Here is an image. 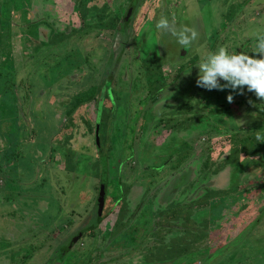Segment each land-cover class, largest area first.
<instances>
[{
    "label": "rangeland",
    "instance_id": "1",
    "mask_svg": "<svg viewBox=\"0 0 264 264\" xmlns=\"http://www.w3.org/2000/svg\"><path fill=\"white\" fill-rule=\"evenodd\" d=\"M131 2L0 0V264H264V98L196 85L264 0Z\"/></svg>",
    "mask_w": 264,
    "mask_h": 264
},
{
    "label": "clouds",
    "instance_id": "2",
    "mask_svg": "<svg viewBox=\"0 0 264 264\" xmlns=\"http://www.w3.org/2000/svg\"><path fill=\"white\" fill-rule=\"evenodd\" d=\"M155 28L162 35L170 34L180 48L184 49L189 48L198 35L191 27L177 28L166 16L157 20ZM252 53L258 56L220 46L203 55L196 64L198 68L196 85L209 91L231 90V93L236 94H243L246 86L248 92H253L257 98H264V35L257 36L255 50ZM227 100L231 103L233 95L229 94ZM256 139L264 142V137L260 135H257Z\"/></svg>",
    "mask_w": 264,
    "mask_h": 264
},
{
    "label": "water",
    "instance_id": "3",
    "mask_svg": "<svg viewBox=\"0 0 264 264\" xmlns=\"http://www.w3.org/2000/svg\"><path fill=\"white\" fill-rule=\"evenodd\" d=\"M136 6V2H134V4L131 6V9L129 10V13L126 17V21L129 20L134 8ZM107 183H108V167H107V164H106V160H103L102 161V179H101V187H100V193H99V200H98V209H99V215L101 216L102 215V212H103V209H105V200H106V191H107ZM80 239L79 236H77L73 242L69 245L70 248H73V246L76 244V242H78ZM69 249V248H68ZM62 254V253H61ZM61 256V255H60ZM59 256V257H60ZM61 259H62V256H61ZM61 261V260H60ZM60 261H55L54 264H61Z\"/></svg>",
    "mask_w": 264,
    "mask_h": 264
},
{
    "label": "trees",
    "instance_id": "4",
    "mask_svg": "<svg viewBox=\"0 0 264 264\" xmlns=\"http://www.w3.org/2000/svg\"><path fill=\"white\" fill-rule=\"evenodd\" d=\"M134 2H136V4H138V0H132V2L130 3L131 4V6L134 4ZM137 6V5H136ZM112 19V22H111V28L112 29H115V28H117V25L120 23V19L119 18H114V17H112L111 18ZM117 19H119V20H117ZM110 28V29H111ZM245 46H246V48H248V51L249 52H251V44H250V41H247V43L245 44ZM252 53V52H251ZM250 53V54H251ZM219 100V99H218ZM220 101V100H219ZM225 105V104H224ZM214 108H216L215 106H214ZM248 152H251V150H249ZM247 152V153H248ZM249 155V154H248ZM251 156V155H250ZM108 171H109V169H108ZM200 203V202H199ZM198 203V204H199ZM106 205V204H105ZM96 207H98V204H97V206ZM102 217V216H101ZM100 215H99V209H98V211H97V213H96V215H95V217L93 218V219H95L96 218V220L99 222V224H98V227H99V225H100V223H102V222H100ZM102 220H104V218L102 219ZM101 220V221H102ZM119 221V220H118ZM117 221V222H118ZM109 230V229H108ZM138 232H139V230H138ZM137 235H139V234H137Z\"/></svg>",
    "mask_w": 264,
    "mask_h": 264
},
{
    "label": "flooded vegetation",
    "instance_id": "5",
    "mask_svg": "<svg viewBox=\"0 0 264 264\" xmlns=\"http://www.w3.org/2000/svg\"><path fill=\"white\" fill-rule=\"evenodd\" d=\"M57 255H58V254H57ZM56 260H57V258H55L53 261H51V262H52V264H54Z\"/></svg>",
    "mask_w": 264,
    "mask_h": 264
}]
</instances>
